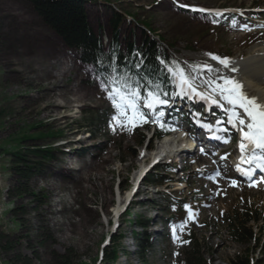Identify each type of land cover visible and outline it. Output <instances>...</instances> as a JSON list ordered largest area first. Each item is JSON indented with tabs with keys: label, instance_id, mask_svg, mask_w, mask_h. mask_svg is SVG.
Wrapping results in <instances>:
<instances>
[{
	"label": "rangeland",
	"instance_id": "1",
	"mask_svg": "<svg viewBox=\"0 0 264 264\" xmlns=\"http://www.w3.org/2000/svg\"><path fill=\"white\" fill-rule=\"evenodd\" d=\"M178 3L214 12L233 10L239 19L228 32L215 27L212 20L199 17L198 12L182 11ZM178 3L93 0L86 5V12L91 28L102 34L104 41L112 32L113 10H120L131 17L122 23V38L133 28L138 38L144 29L136 23L146 22L155 35L172 43L179 58L212 67L218 62L206 53L243 59L264 42V0ZM87 68L42 23L27 0H0V264H11L18 254L33 257L32 264H53L54 254H63L67 249L75 255L76 264H104L100 259L102 248L109 234L117 235L120 229L121 245L130 253L128 258L118 255L117 264H142L132 239L133 232L141 230L139 222H133L135 218L146 222L152 235L147 264H180L184 247L179 237L189 222L206 263L230 264L247 246L233 240L229 220L250 212L258 214V220L248 223L258 245L250 244L248 253L253 264H264V187L255 181L234 187L225 176L228 171L212 163L218 158L207 159L201 167L186 165L181 174L175 164L169 178L175 181L181 177L171 186L156 188L142 181L152 170L150 164L161 145L159 140L135 145L136 135L131 130L142 121L124 119L123 125L134 122V126L126 131L117 127L110 138L96 132L95 123L77 128L99 110L117 111ZM215 69L218 71L211 74L213 77L221 72L220 67ZM186 74L196 75V85L207 88L202 82L209 78L206 70L194 73L187 67ZM171 98V103H178L174 92ZM168 108L173 114L175 107L170 104ZM116 116L121 125L120 115ZM91 128L95 133L88 138ZM145 133L150 136V132ZM169 142H164L163 148H174ZM46 145L55 149L56 159L40 162V158L28 155L29 164L40 163L39 171L27 181L20 178L12 160L13 151L22 149L26 153ZM129 148L136 150L134 156ZM218 164L224 165L221 161ZM143 167L148 169L129 196L132 180ZM217 172L218 177L209 179ZM181 186L182 190L177 191ZM22 189L27 191L23 193ZM171 195L177 197L173 206L165 198ZM183 202L191 206V217L185 210L180 218L178 207ZM172 213L177 221L181 220L175 239L173 227L164 222Z\"/></svg>",
	"mask_w": 264,
	"mask_h": 264
},
{
	"label": "trees",
	"instance_id": "2",
	"mask_svg": "<svg viewBox=\"0 0 264 264\" xmlns=\"http://www.w3.org/2000/svg\"><path fill=\"white\" fill-rule=\"evenodd\" d=\"M28 4L40 18L42 23L57 36L62 44L68 49L75 52L79 60L88 66H91L94 75L102 80L108 76L116 78L124 77L128 85L135 88L139 85V91L142 94L155 90L153 85L159 84V94L165 95L170 91L172 79L167 73L164 65L160 64V60H164L166 64L173 61L178 63L181 68L187 61H180L175 57L172 43H167L159 36L155 35L148 26V23L138 22L136 26H141L144 32L137 38L135 37L134 28L129 35L122 38L120 31L122 23L131 19L129 14L120 10H113L114 16L111 19L112 32L109 37V43L105 47L100 33H95L91 28L86 12V5L93 3V0H27ZM225 16H219L214 19L217 28L226 30L222 26ZM122 40L125 42H122ZM110 112L107 109L100 110L96 115L92 114L89 121H84L82 125L77 126L81 129L88 123L89 127L96 124L98 132L104 137L110 138L112 133H116L119 128L118 123H113L109 119ZM87 120V119H85ZM108 127V131L106 130ZM90 133L95 131L90 129ZM155 137H160L162 132L157 130ZM144 142V135L136 132L135 145L141 146ZM22 149L14 150L12 153L13 161L20 178L27 181L29 176L39 171L37 166L29 164L28 155L40 158V162H48L56 159L55 149L51 145L41 148H34L28 152H22ZM85 151V150H82ZM132 156L136 150L129 148ZM19 167V169H18ZM162 168L169 171V167L161 165L154 172L148 173L144 178L147 184H161L166 181V177L162 174ZM166 171V172H167ZM27 190L22 189L25 193ZM34 195V193H30ZM244 217L237 216L229 220V231L235 242L247 246L242 255L236 256L230 260V264H253V260L248 253L250 244L258 245V238L253 233V227L248 223L258 220V214L244 213ZM125 215V214H124ZM128 215V214H126ZM238 217V218H237ZM174 215L170 214L166 217L168 223H172ZM134 223L139 222L141 230L133 232L135 242V251L139 261L147 264L149 250L151 248V235L147 230V223L140 219H134ZM191 228L186 227L182 234L181 241L184 247L180 255V264H207L205 258L200 252V244L198 239L191 232ZM117 235L109 234L107 243L103 246L100 253V259L104 264H115L118 253L128 254L122 248L121 229ZM2 234H0V238ZM9 248V245L6 247ZM53 264H76L75 255L70 249L63 254H54ZM33 257L23 255H15L11 260V264H32Z\"/></svg>",
	"mask_w": 264,
	"mask_h": 264
},
{
	"label": "snow or ice",
	"instance_id": "3",
	"mask_svg": "<svg viewBox=\"0 0 264 264\" xmlns=\"http://www.w3.org/2000/svg\"><path fill=\"white\" fill-rule=\"evenodd\" d=\"M174 2L178 3V0H174ZM178 6L187 8L193 12L204 13L210 11L187 4L178 3ZM210 14L216 16L221 15L220 12ZM206 55L210 56L213 61H217L230 72L234 73L237 71L235 66L230 67V61L227 58H220L211 53H206ZM159 62L161 65H164L176 86L177 91L174 92V96H186L189 99L198 98L200 100L210 101L217 106H223L220 104L223 101L224 105L228 106L225 108L227 115L226 122L234 128H237L241 133V143L239 145L241 150V164H255L256 168L264 172V102L245 89L243 84L234 76L213 77L211 74L217 72L218 69H214L211 64L191 65L194 73H200L206 70L209 74V78L202 81L209 89V94H205L197 91L198 86L195 83L196 75L186 74L185 70L175 61L170 65L166 64L162 59ZM217 80H223V85L217 83ZM153 87L155 90L148 91L145 96H141L139 85L135 88L131 87L126 83L124 77L118 79L114 76H108L101 80V88L107 92V98L112 102L118 114L128 116L130 121L139 120L144 123H147L148 119L145 113L140 111V106L137 101L143 100V107L150 110L155 109L157 105L168 104V100L162 99L159 94L158 90L160 89V85L155 84ZM159 115L162 116L163 113L161 112ZM116 119L117 116H114L113 120ZM216 123L219 125L221 121L218 120ZM200 126L208 129L211 128V125L206 124H201ZM245 153L248 155H245ZM236 171L241 175L251 177L254 169L250 167L245 170L238 164ZM216 175L219 176L220 173L217 172ZM209 179H213V177H209ZM233 184H235V181H233ZM185 209H188L187 205H185ZM189 216L191 217L190 210ZM175 234L176 226H173L174 239L176 238Z\"/></svg>",
	"mask_w": 264,
	"mask_h": 264
},
{
	"label": "bare ground",
	"instance_id": "4",
	"mask_svg": "<svg viewBox=\"0 0 264 264\" xmlns=\"http://www.w3.org/2000/svg\"><path fill=\"white\" fill-rule=\"evenodd\" d=\"M228 60L230 61V67L235 66L237 68V71L234 73L230 72L228 69H225L222 65L218 63V65H215L213 68L215 69L216 66L220 67L221 72H219L218 75H216L215 77L234 76L243 84L245 89H247L251 94L257 96L262 102H264V42L255 46L251 53L243 59L231 58ZM217 83L223 85V80H217ZM165 142L174 144V147L179 144H176L175 140H171L170 138L166 139ZM154 150L155 149H153V151ZM162 151L163 150H160L159 153ZM157 153H155V155ZM196 163H204V161L202 159H196ZM140 170L138 172H140Z\"/></svg>",
	"mask_w": 264,
	"mask_h": 264
}]
</instances>
